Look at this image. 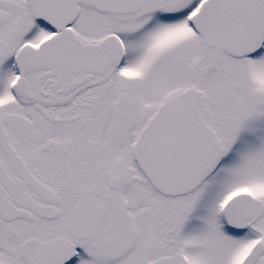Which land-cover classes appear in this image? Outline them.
I'll return each instance as SVG.
<instances>
[{"label":"snow or ice","instance_id":"obj_1","mask_svg":"<svg viewBox=\"0 0 264 264\" xmlns=\"http://www.w3.org/2000/svg\"><path fill=\"white\" fill-rule=\"evenodd\" d=\"M0 264H264V0H0Z\"/></svg>","mask_w":264,"mask_h":264}]
</instances>
